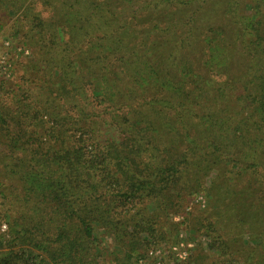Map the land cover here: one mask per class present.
I'll return each mask as SVG.
<instances>
[{
	"label": "trees",
	"instance_id": "trees-1",
	"mask_svg": "<svg viewBox=\"0 0 264 264\" xmlns=\"http://www.w3.org/2000/svg\"><path fill=\"white\" fill-rule=\"evenodd\" d=\"M37 2L41 68L0 77V264H98L96 228L154 233L145 201L211 172L242 181L229 205L264 245V0Z\"/></svg>",
	"mask_w": 264,
	"mask_h": 264
},
{
	"label": "rangeland",
	"instance_id": "rangeland-1",
	"mask_svg": "<svg viewBox=\"0 0 264 264\" xmlns=\"http://www.w3.org/2000/svg\"><path fill=\"white\" fill-rule=\"evenodd\" d=\"M28 4L11 15L4 2H0V77L32 76L37 68H41L38 65L36 69L31 68L29 64L33 58L38 61L42 54L39 55V45L32 43L31 29L24 19L29 21L39 13L47 17L49 9L37 0ZM115 12L120 17L128 14ZM17 16L22 20L15 26ZM214 175L211 172L204 178L207 187L202 190L191 191L192 180L187 183L189 180L181 179L178 186L162 196L160 204L154 200V203L145 201L143 205L148 211L142 209L143 217L136 214L134 219L145 226L147 215L150 220L153 217L156 221L154 233L133 232L131 227L127 233L133 232V236L117 240L105 227L96 228L98 247L102 252L98 264H264V245L250 240L246 226L238 219V211L229 205L231 198L237 199L238 192L235 191L242 181L228 175L213 180ZM212 184L220 190H211L209 194ZM1 190L0 186V253L7 250L8 245L4 243L10 239L8 218L4 216L8 214V205ZM4 193L8 194V190ZM123 208L126 211L127 205ZM12 247L18 249L19 245ZM251 251H255V255L249 260Z\"/></svg>",
	"mask_w": 264,
	"mask_h": 264
}]
</instances>
